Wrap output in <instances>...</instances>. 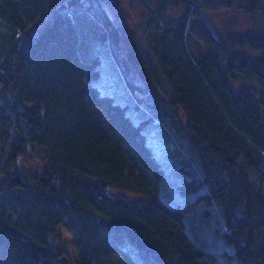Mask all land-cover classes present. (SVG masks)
<instances>
[{"label": "trees", "instance_id": "1", "mask_svg": "<svg viewBox=\"0 0 264 264\" xmlns=\"http://www.w3.org/2000/svg\"><path fill=\"white\" fill-rule=\"evenodd\" d=\"M122 1L145 11L147 31H162L160 42L148 37L153 59L124 37L105 0H0L9 27L0 48L9 102L6 109L0 101V195L10 200L0 204V246L13 249L17 264H59L64 224L80 251L73 264H264V95L248 85L264 88V0ZM202 6L259 12L262 23L225 38L208 25L198 63L186 31ZM98 84H124L127 101ZM131 107L146 115L133 120ZM149 123L190 148L196 163L169 173L193 200L161 195L168 173L146 140ZM31 144L48 151L42 171L19 163ZM201 203L216 204L227 229L215 232L233 251L192 238L187 217Z\"/></svg>", "mask_w": 264, "mask_h": 264}, {"label": "rangeland", "instance_id": "2", "mask_svg": "<svg viewBox=\"0 0 264 264\" xmlns=\"http://www.w3.org/2000/svg\"><path fill=\"white\" fill-rule=\"evenodd\" d=\"M105 6L115 22L123 29L125 34L124 37L136 38L147 55L153 59V52L150 48L148 37L150 36L157 42H160L163 38V33L162 31H147L145 27V11L140 6L129 7L122 0H105ZM176 9L177 11L182 12L181 7H177ZM50 17L51 14L47 15L40 26L42 27L46 24ZM188 21L189 26L186 31L188 50L196 62L203 63L207 53L200 42L198 35L204 32L208 25L212 27L218 36L223 38L231 34L242 35L254 33L259 31V24L262 23V14L258 12L255 14V17L251 18L243 10L235 8L202 6L201 16L190 15ZM79 28L83 30L81 24L79 25ZM8 30L9 27L0 21V48L2 47V34ZM244 53L250 54L251 51L249 49H239L237 56H241ZM111 70L113 73L116 71V69ZM133 75L136 82L141 83V85L145 84L136 71H134ZM98 85L102 90L114 94L116 99L120 102L125 103L127 101L126 87L124 84L120 87L112 86V89L110 88V90L102 84ZM248 85L258 95H264V88L257 80L254 79L249 81ZM0 101L6 109H9L8 98L3 92H0ZM128 113L135 121H139L146 115L142 111V108L134 107L129 108ZM1 126L2 115L0 113V127ZM144 132L146 134L147 142L153 146L157 157L161 159V162L168 173V182L162 186L160 190L161 195L171 202L176 200V202H188L193 200L196 194H181L178 191L176 176L169 173L174 166L179 165L184 160L188 159L190 161L192 160V164L196 163V160H193L192 158L193 156L190 148L169 133L164 124H146L144 126ZM16 137L17 135L14 134L13 139ZM47 159L48 151L46 148L37 147L31 144L27 151L20 154L19 163L42 171L46 168ZM187 168L189 167L187 166ZM191 175L190 172L186 170L183 171V176L189 177ZM253 176L258 183H263V180H261L259 175L254 174ZM9 202L10 200L7 195H0L1 205L7 208ZM12 218L14 221H17L16 216L12 215ZM187 223H189L190 226V235L199 245L203 246V248L212 249L217 252H221L226 248L233 251V246L228 244L224 237L217 235L215 232L216 228H220L221 230L227 229L225 221L216 204L206 205L205 203H201L196 205L191 214L187 217ZM58 235H60V239L56 237V240H59L57 249L61 252L64 251L62 254L67 255L72 264L76 263L79 259L80 251L73 233L67 228V226L62 224L59 226ZM0 264H17L13 249L0 246ZM214 264H235V262L221 257Z\"/></svg>", "mask_w": 264, "mask_h": 264}, {"label": "water", "instance_id": "3", "mask_svg": "<svg viewBox=\"0 0 264 264\" xmlns=\"http://www.w3.org/2000/svg\"><path fill=\"white\" fill-rule=\"evenodd\" d=\"M59 264H72L69 257L65 254H62L58 258Z\"/></svg>", "mask_w": 264, "mask_h": 264}]
</instances>
